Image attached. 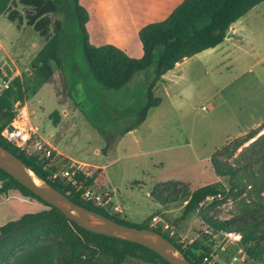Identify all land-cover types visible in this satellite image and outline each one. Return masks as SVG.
I'll use <instances>...</instances> for the list:
<instances>
[{
  "label": "rangeland",
  "instance_id": "374dc122",
  "mask_svg": "<svg viewBox=\"0 0 264 264\" xmlns=\"http://www.w3.org/2000/svg\"><path fill=\"white\" fill-rule=\"evenodd\" d=\"M41 2L51 4L48 0ZM102 2L101 12L107 14L108 22L110 16L113 19L114 25L109 23V28L115 26L126 32L135 27L128 22L124 0ZM3 7L0 95L18 79L16 94L23 97H12L17 119L11 125L39 131L42 139L85 164H107L98 170L95 188L111 189L114 204L123 210L115 212L121 218L151 224L152 217L160 215L172 223L182 215L184 190L193 192L209 183L230 188L229 179L216 173L213 155L233 162L264 133V2L239 20V31L233 33L236 26L229 30L233 35L223 44L224 52L204 50L168 71L155 89L161 104L151 108L146 120L130 131L127 128L145 98L143 72H137L120 89L105 88L83 54L84 32L61 4L41 16L42 7L33 0H0V9ZM100 25L86 23L89 40L90 29L100 32ZM133 28L130 41L135 42L138 35ZM140 51L139 45L134 54ZM251 133L254 136L249 138ZM236 143L242 144L234 149ZM106 173L110 181L107 185L103 178ZM171 180L180 184L162 187L163 195H178L180 199L156 202L151 197L154 186ZM250 194L245 191L226 199L218 195L216 203V198H208L201 208L175 225V232L185 239L182 243L198 240L200 246L210 248V261L204 257L201 264H264V254L249 255L242 233L234 230L255 216L264 229V190L256 196L253 193L254 199ZM45 209H49L45 203L11 190L0 196V227ZM134 212L139 215L133 216ZM207 215L230 221L232 228L211 227L204 218ZM8 242L5 237L0 239V264H14V257L5 253L11 246ZM50 242L42 241L47 245ZM236 255L242 259L234 260ZM124 264L147 263L128 259Z\"/></svg>",
  "mask_w": 264,
  "mask_h": 264
},
{
  "label": "trees",
  "instance_id": "16d2710c",
  "mask_svg": "<svg viewBox=\"0 0 264 264\" xmlns=\"http://www.w3.org/2000/svg\"><path fill=\"white\" fill-rule=\"evenodd\" d=\"M33 1L42 7L39 16L59 6L55 0H48L51 4L45 5L42 4V0ZM262 2L264 0H183L165 19L150 22L139 30L143 47V55L139 58L130 56L122 48L111 43L92 45L86 30L89 19L87 10L79 0H61L60 3L72 22L84 32L81 42L83 54L90 70L103 87L120 89L126 86L137 72H143L146 83L145 98L139 104L133 124L127 128V131H130L146 120L151 108L161 104L162 99L156 95L155 89L168 71L174 69L178 62L218 46L225 40L232 24ZM4 8L0 9V14ZM15 86L19 87L18 79H15L0 95V144L21 158L42 180L59 189L75 202L118 222L139 228H151L162 233L192 264H201L204 257L211 255L210 248L200 246L198 240L184 244L179 241L177 232L171 236L169 231H163L159 226H151L149 221L133 223L124 220L117 213L85 200L84 190H77L68 180L61 177L51 178L55 168H49L46 160L40 155H28L21 151L5 136L7 128L17 119L16 113L13 112L12 97L23 99L21 94H16ZM3 120H6L5 124ZM253 136L254 134L251 133L249 138ZM241 144L236 143L234 149ZM212 163L219 176L229 179L230 188L226 189L219 183H209L196 188L193 192L184 190L181 195L185 201L183 212L178 219L170 223L172 229L201 208L209 197L216 198L213 202L216 203L218 195L226 199L231 194L237 195L248 191L252 193L249 197L254 199L253 193L256 196L258 192L264 190V133L235 157L233 162L224 161L215 154ZM0 181V196L11 190H19L23 195L49 206V209L24 214L19 219L9 221L0 227V239L5 237L11 245L5 252L6 256L14 257V264H124L128 259H136L147 264H170L159 253L142 244L81 227L1 167ZM96 184L98 182H94L93 178L86 182V185L96 186ZM178 184L180 182L174 180L157 183L151 192V197L159 203L175 202L180 197L173 194L163 195L162 187H176ZM204 218L215 229L232 228L231 222L226 219L208 215ZM260 223L256 221L255 216L252 221L244 222L234 229L242 233L245 250L251 256L264 254V229L259 227ZM45 240L51 242L48 245L43 244L42 241ZM84 249H87L88 253L85 254Z\"/></svg>",
  "mask_w": 264,
  "mask_h": 264
},
{
  "label": "water",
  "instance_id": "95a60500",
  "mask_svg": "<svg viewBox=\"0 0 264 264\" xmlns=\"http://www.w3.org/2000/svg\"><path fill=\"white\" fill-rule=\"evenodd\" d=\"M232 35V31H229L226 37ZM0 167L81 227L96 233L142 244L159 253L170 264H192L162 233L151 228H139L118 222L75 202L68 195L42 180L21 158L2 144H0ZM35 177L40 179L43 184H39Z\"/></svg>",
  "mask_w": 264,
  "mask_h": 264
},
{
  "label": "built area",
  "instance_id": "2783aa9c",
  "mask_svg": "<svg viewBox=\"0 0 264 264\" xmlns=\"http://www.w3.org/2000/svg\"><path fill=\"white\" fill-rule=\"evenodd\" d=\"M30 131L33 132L32 129L25 131L18 126L10 125L5 131V136L9 141L15 143L21 151L28 155L38 154L46 160L49 168H55L51 178L61 177L62 179L68 180L77 190L83 189V197L85 200L93 202L95 205L112 213L123 212L118 204H114V195L111 189L105 187L96 190L95 185H86V182L90 178H93L94 182H97L96 174L99 170L98 167L62 156L50 142L42 139L36 132L26 137ZM151 221V226H159L163 231H169L171 236L175 235V230L171 228L170 222L162 216L155 215ZM179 241L184 242V237L179 238ZM238 259H242V257L236 255L234 260ZM205 260L210 261V256H206Z\"/></svg>",
  "mask_w": 264,
  "mask_h": 264
},
{
  "label": "crops",
  "instance_id": "0c3cea01",
  "mask_svg": "<svg viewBox=\"0 0 264 264\" xmlns=\"http://www.w3.org/2000/svg\"><path fill=\"white\" fill-rule=\"evenodd\" d=\"M102 1L103 0H79L80 4L81 5L84 4L86 9L89 12V19H88L87 23H89V24L90 23H92V24L98 23V25L102 24L99 26L101 28L100 32H96L94 30V27L90 29V34H91L90 41L93 42V44L96 46H100V45L108 44V43L114 44V45L122 48L130 56L139 58L143 55V47H142V43H141V40L139 37V30L144 25H146L150 22L165 19L173 11V9L177 5H179L183 0H124L125 2L122 4V7L125 5V8H127L128 13L126 15H128V22L135 26L134 28L133 27L132 28H133V31L135 33H137V35H138V38L135 42L130 41L132 36H131L129 31H131L132 28L128 29L126 32H122V30L120 28H116L115 26H112V28H109V26H108L109 23H111L110 25H114L113 19H111L112 17L110 16V22H108L109 19L106 16L107 14L105 12L104 13L101 12L102 11L101 6L103 5ZM84 5H82V6L84 7ZM239 20L236 21L235 23H233L232 26L230 27V29L231 28L233 29L235 26L237 27L238 26L237 23L239 22ZM147 21H149V22L144 24ZM237 30L239 31V27H237V29L234 30L233 33L235 34ZM227 38L228 37H225V40L222 43H220L218 46H216L214 48H210V49H212V50L222 49L221 51L224 52L223 44L227 41ZM139 45L141 46V51L137 54H134L135 52L138 51ZM0 54H1V52H0ZM180 65H181V62H178L176 64L175 68L179 67ZM1 67L2 66H0V69H1ZM35 132L37 133V135H39V131L37 132L35 130ZM46 141H48V140H46ZM48 142H50L53 145V147L56 149V151L58 153H60L62 156L69 158L71 160L77 161V162H82L81 160H78L74 157H71V156L65 154L63 151L58 149L51 141H48ZM91 166H97V167L99 166V170H102L105 168L104 166L107 167V164H103V165L102 164H91ZM103 178L105 180L104 184H106V185L110 184L107 173L103 175ZM98 180H99V178H97V181ZM153 203L158 204L154 201H153ZM132 214H133V216H135L136 213L134 212ZM137 215H139V214H136V216Z\"/></svg>",
  "mask_w": 264,
  "mask_h": 264
},
{
  "label": "bare ground",
  "instance_id": "6f19581e",
  "mask_svg": "<svg viewBox=\"0 0 264 264\" xmlns=\"http://www.w3.org/2000/svg\"><path fill=\"white\" fill-rule=\"evenodd\" d=\"M35 179H36V181H37L39 184H43V182H42L40 179H38L37 177H35Z\"/></svg>",
  "mask_w": 264,
  "mask_h": 264
},
{
  "label": "flooded vegetation",
  "instance_id": "af4514ba",
  "mask_svg": "<svg viewBox=\"0 0 264 264\" xmlns=\"http://www.w3.org/2000/svg\"><path fill=\"white\" fill-rule=\"evenodd\" d=\"M55 1H57V3H58V4H61V3H60V2H61V0H55Z\"/></svg>",
  "mask_w": 264,
  "mask_h": 264
}]
</instances>
